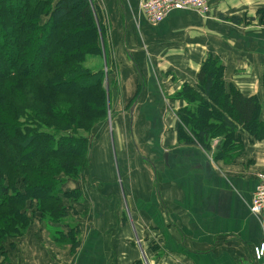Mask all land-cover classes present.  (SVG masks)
Masks as SVG:
<instances>
[{"label": "crops", "instance_id": "crops-1", "mask_svg": "<svg viewBox=\"0 0 264 264\" xmlns=\"http://www.w3.org/2000/svg\"><path fill=\"white\" fill-rule=\"evenodd\" d=\"M209 3L207 16L172 10L149 25L139 0H97L117 68L112 125L102 127L74 182L80 200H65L68 221L45 225L35 216L22 236L3 244L0 264H261L253 250L264 239V216L249 205L264 172V140L243 135V150L228 165L178 140L186 101L176 94L185 84L195 88L208 53L224 63L227 82L264 97V0ZM103 62L94 59V69ZM68 222L79 231L72 254L52 240V230L68 231Z\"/></svg>", "mask_w": 264, "mask_h": 264}, {"label": "trees", "instance_id": "trees-1", "mask_svg": "<svg viewBox=\"0 0 264 264\" xmlns=\"http://www.w3.org/2000/svg\"><path fill=\"white\" fill-rule=\"evenodd\" d=\"M258 14L264 25V8ZM104 20L97 0H0V245L22 236L35 216L64 224L65 200H80L63 186L88 165V136L78 130L100 126L109 111L103 70L84 64L102 54ZM224 69L208 53L195 88L185 84L176 96L186 101L178 140L228 162L242 152L243 135L264 140V97L240 92ZM68 224L52 240L75 250L79 231Z\"/></svg>", "mask_w": 264, "mask_h": 264}, {"label": "built area", "instance_id": "built-area-1", "mask_svg": "<svg viewBox=\"0 0 264 264\" xmlns=\"http://www.w3.org/2000/svg\"><path fill=\"white\" fill-rule=\"evenodd\" d=\"M139 10L145 22L149 25H157L172 10H192L202 16L210 12L209 0H139ZM249 210L257 217L264 216V172L258 174ZM264 258V239L260 246L253 250V259L260 262Z\"/></svg>", "mask_w": 264, "mask_h": 264}, {"label": "rangeland", "instance_id": "rangeland-1", "mask_svg": "<svg viewBox=\"0 0 264 264\" xmlns=\"http://www.w3.org/2000/svg\"><path fill=\"white\" fill-rule=\"evenodd\" d=\"M104 19H105V16H104ZM106 20V19H105ZM104 20V23H105V31L106 32H104V39H102V41H101V45H102V54L101 55H90V56H88L87 58H86V60H85V66L86 67H88V68H90V69H94V68H96L95 66H94V64L95 63H93V60L95 59L96 61H97V59H100V57H103V59H104V62H103V65H101L100 64V66H99V69H102L103 70V85H104V89H105V91H106V93H107V109L109 110L108 112H107V118H106V120L104 121V123H102V124H100V126H98V127H93V128H91L89 131H84V130H78V133L80 134V135H84V136H88V144H87V153H86V156H87V158H88V162H89V157H90V150H91V146H92V144H93V141L94 140H96L98 137H99V133H100V131H101V129H102V127H104L105 126V128L106 127H109V129H110V125H112V124H110V121H111V118H112V116H113V113H112V107L110 106V99H111V91H112V84H114V82L112 81V72L113 71H117V68L115 67V65L114 64H112L111 62H110V55H109V51L111 50V46H113V41L111 40L112 39V37H111V34H112V32H110V30H109V25H108V23L106 22ZM96 70V69H95ZM24 91L26 92V89H24ZM179 124L181 125L182 123L179 121ZM112 132V130H110V133ZM217 139V138H216ZM215 140V139H214ZM212 154H213V151H210ZM212 157H213V155H212ZM213 161H214V163H216V164H219V165H224V164H226V165H228V163L229 164H231L232 163V161L233 160H231V161H228V162H223V161H221V160H215L214 158H213ZM87 167H88V165H87ZM87 167L85 168V169H83L82 170V173H84L85 171H86V169H87ZM259 173H263V172H259ZM258 173V174H259ZM258 174H257V178H258ZM81 176V175H80ZM60 178H64V174H60L59 175V179ZM76 180H72V179H69L68 181H67V183L63 186L65 189H69V191L70 190H78V189H76L75 187H74V182H75ZM63 188V189H64ZM78 199H80V198H78ZM79 201V200H78ZM78 201H75V202H78ZM69 202H67V204H68ZM67 206V205H66ZM50 221V220H49ZM33 222H34V220H32V222L30 223V225L31 224H33ZM43 224V223H42ZM30 225H29V227H30ZM28 228V227H27ZM26 228V229H27ZM26 229H25V231L24 232H26ZM9 240V239H8ZM7 240V241H8ZM11 240V239H10ZM7 241L6 242H4L3 244H6L7 243ZM53 242H54V240H53ZM3 244L2 245H0V258L2 259V256L5 254L3 251L5 250L4 248H5V245L3 246ZM55 245H56V247L58 248V249H68L69 250V252H70V254H72V245L69 243V242H67V241H60V242H57V241H55ZM4 253V254H3ZM261 262V264H264V258H263V260L262 261H260Z\"/></svg>", "mask_w": 264, "mask_h": 264}]
</instances>
